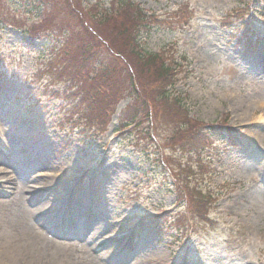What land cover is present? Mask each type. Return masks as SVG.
<instances>
[{"label": "rangeland", "instance_id": "rangeland-1", "mask_svg": "<svg viewBox=\"0 0 264 264\" xmlns=\"http://www.w3.org/2000/svg\"><path fill=\"white\" fill-rule=\"evenodd\" d=\"M3 1L11 16V7L6 0L0 4ZM90 1L81 0V4ZM105 1L108 4L109 0ZM130 2L146 24L138 31L137 44L143 53L156 54L173 69L169 92L182 99L186 117L203 124L219 123L220 127L226 124L231 132L215 133L211 145L204 148L191 146L185 138L184 143L170 141L174 132L167 129L160 114L150 113L146 120L141 100L133 102L130 92L118 89L127 82L116 81L117 98L107 110L109 121L103 133L98 135V129L94 132L86 122L85 134L78 128L74 129L77 134L70 131L65 137L59 127V121L65 120L64 111L78 106V110L88 112L95 107L97 97L90 93L83 97L89 83L83 84L81 79L73 84L74 93L67 82L52 79L53 72L57 74L67 65L62 47L55 55L43 54L40 39L4 26L0 32L4 41L0 47V129L2 125L4 131L6 128L14 152L23 153L12 170L29 162L44 171L47 165L42 168L41 161L51 162L56 172L68 175L62 179L73 185L75 178L70 172L77 165L94 168L91 172L99 175L109 167L116 168L105 195L107 204L98 208L99 226L106 227L94 236L100 247H91L88 241L90 259L63 253L58 260L62 264H119L108 257L105 243L121 235L113 245V253H117L125 245V234L130 246L120 253V264H264V62L260 60L264 52V2ZM13 9L15 15L19 11L26 15L29 24L34 22L35 17L24 9ZM241 20L247 21L253 32L247 33L244 25L241 28ZM35 26L41 30L47 25ZM50 70L52 73H45ZM133 110L138 115L137 125L139 121L141 125L118 134V127L130 121L124 118L132 117ZM189 135L194 136L189 132L183 137ZM27 144L33 146L31 153ZM12 170L5 169L0 160V171H8L6 176L14 179L13 186L21 185L19 175L14 178ZM82 187L83 181L71 190V200L86 206L88 199L81 201L79 197ZM196 192L210 194V201L198 200ZM22 200L12 195L7 203H1L0 224L7 215L22 223ZM189 205L206 209V214L192 216ZM164 211L172 214L156 223ZM178 215L182 224L173 221ZM24 231L21 224L24 234L20 247L27 249L28 240L32 250L24 259L27 264H60L52 258L49 244L28 238Z\"/></svg>", "mask_w": 264, "mask_h": 264}, {"label": "trees", "instance_id": "trees-1", "mask_svg": "<svg viewBox=\"0 0 264 264\" xmlns=\"http://www.w3.org/2000/svg\"><path fill=\"white\" fill-rule=\"evenodd\" d=\"M69 7L72 12L77 11L76 3ZM78 14L84 19L81 21L82 24H77L76 37L69 40L71 48L63 50L67 55V65L64 69L67 71V79L72 84L79 79L83 82L91 81L83 94L84 96L87 93L93 94L97 97V101H94V112L81 115L84 120L88 119L91 126L102 125L105 115L108 114L107 110L113 107L117 98L114 91L115 82H127L125 86L122 84L118 88L119 91L130 92L133 102L141 100L142 108L145 107L146 120L150 113L160 114V118L167 123V129L174 132L170 141L179 140L184 143L187 139L192 145H203L201 148L210 144V134L222 128L198 123L186 117L182 99L176 93L169 92V87L173 85L170 83L173 69L156 54L143 53L142 48L137 44L138 31L146 24L143 23L141 12L130 0H116L108 8L98 3L94 9L89 8L85 13L79 11ZM54 28L61 41L65 40V45L68 41L66 36L75 30L73 25H64V23H58ZM52 33H55L53 28L48 31V35L53 36ZM56 42L53 41L51 45L53 48L59 44ZM156 82L157 84L153 85ZM133 111L132 117L124 118V120L130 118L125 126L134 125L138 119L135 110ZM176 117L179 119L174 121ZM72 125L74 126V123ZM140 125L139 121L137 127ZM189 132L195 137L192 135L183 137ZM196 196L205 203L211 199L210 194L206 196L197 193ZM189 208L194 215L201 216L206 213V209L204 212L191 205Z\"/></svg>", "mask_w": 264, "mask_h": 264}, {"label": "bare ground", "instance_id": "bare-ground-1", "mask_svg": "<svg viewBox=\"0 0 264 264\" xmlns=\"http://www.w3.org/2000/svg\"><path fill=\"white\" fill-rule=\"evenodd\" d=\"M27 150L29 152H32L30 144L27 145ZM43 165H46V162H43ZM22 180L24 192L21 197L22 199L27 200L26 205L23 204L24 218L22 219V223L15 216L7 215L2 219L4 224H0V264H27L24 259L27 257V254H29L32 250L28 244V240L25 246L27 249L23 250V248L20 247V243L22 240L20 236L21 234H24L20 232L21 224L25 228L24 232L28 238L30 237L33 239L35 237H38V240H36L38 241V243H43L44 240L50 241L49 246L53 249L51 254V256H53L52 258L54 260L57 259V263L62 264L63 261L58 259L59 257H62L64 255L63 253L66 254V257H69L67 254L70 250V248L67 246V244L69 243L66 241H55L52 237H50V233L47 232L46 224L50 225L54 222L50 221V219L54 218L55 212H46V215H42L44 212L42 210L45 207V202L54 201L59 196H61L62 191L54 192L50 194L47 198L42 199V196L38 193V190H33L35 189V185L37 184L39 187L45 186L51 181H54L55 177L49 176L48 174L45 175L44 173L34 177H31L29 174H26L22 177ZM64 188L65 186H62L60 190ZM56 190L58 191V189ZM3 201L4 199L1 198L0 194V208L4 207V205L1 204ZM58 211L59 210H57V212ZM43 218H47L46 221H44ZM77 218L82 221V218L80 217L79 213L77 214ZM98 226L99 220H97V224H95L94 227H90V225L86 226V223L84 222L82 224V227H79V229L87 235L88 240L94 242V236L106 229V227ZM110 232L111 230L105 233V235L110 234ZM120 238L121 236L111 237L105 243L107 248L106 253L108 254V257H115V254L113 253V245Z\"/></svg>", "mask_w": 264, "mask_h": 264}]
</instances>
